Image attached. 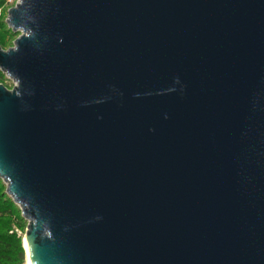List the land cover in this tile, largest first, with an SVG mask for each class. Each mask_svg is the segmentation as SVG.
Here are the masks:
<instances>
[{"label": "water", "instance_id": "obj_1", "mask_svg": "<svg viewBox=\"0 0 264 264\" xmlns=\"http://www.w3.org/2000/svg\"><path fill=\"white\" fill-rule=\"evenodd\" d=\"M6 23L30 264H264V0H19Z\"/></svg>", "mask_w": 264, "mask_h": 264}, {"label": "trees", "instance_id": "obj_2", "mask_svg": "<svg viewBox=\"0 0 264 264\" xmlns=\"http://www.w3.org/2000/svg\"><path fill=\"white\" fill-rule=\"evenodd\" d=\"M5 3L4 0H0V6ZM7 30L12 31L10 28ZM11 33V32H10ZM3 40L0 37V46L2 47ZM3 74L0 72V78H2ZM0 180V184H1ZM6 186L4 187V190ZM17 205L13 203L8 195L5 193H0V264H21L24 259L23 250L21 248L19 240H16L12 236H6L1 232V229H5L7 226V221H12L14 219H19V221L25 224L23 217L20 216V209L19 214L15 218V213L17 212L16 208Z\"/></svg>", "mask_w": 264, "mask_h": 264}, {"label": "rangeland", "instance_id": "obj_3", "mask_svg": "<svg viewBox=\"0 0 264 264\" xmlns=\"http://www.w3.org/2000/svg\"><path fill=\"white\" fill-rule=\"evenodd\" d=\"M13 5H14V2L13 3L5 2L2 6H0V37L3 40V45H2V47L1 46L0 47L3 50H7V49L13 47V42L17 38V36L19 35V33H13L12 31L7 30V28H9L7 26V23H6V20L8 17V10L10 8H12ZM0 72L3 74L2 78H0V84L4 85L7 89H11L13 87V81L8 76H6V74H4L2 71H0ZM1 182L2 183L0 184V193L1 194L5 193L6 195H8L6 193V189L4 190V187L6 186L5 183L2 180H1ZM10 199H11V197H10ZM17 207L19 208V206H17ZM17 207H15L17 210V212L15 213V218L19 214V209H17ZM20 216L22 217L21 211H20ZM26 225H27L26 221H25V224L24 223L21 224V222L19 221V219L17 217V219H14V220L9 221V222L7 221V226L5 227V229H1V232L3 234H5L6 236H12L16 240H19L21 248L23 250V254H24V259L21 262V264H27L26 251H25L24 241H23Z\"/></svg>", "mask_w": 264, "mask_h": 264}, {"label": "built area", "instance_id": "obj_4", "mask_svg": "<svg viewBox=\"0 0 264 264\" xmlns=\"http://www.w3.org/2000/svg\"><path fill=\"white\" fill-rule=\"evenodd\" d=\"M5 2H10V3H13L14 2V5L16 4V3H18L19 2V0H4ZM13 5V6H14ZM14 82H13V86H14Z\"/></svg>", "mask_w": 264, "mask_h": 264}, {"label": "bare ground", "instance_id": "obj_5", "mask_svg": "<svg viewBox=\"0 0 264 264\" xmlns=\"http://www.w3.org/2000/svg\"><path fill=\"white\" fill-rule=\"evenodd\" d=\"M24 247H25V249H26L25 242H24ZM26 258H27V257H26ZM27 264H30L28 258H27Z\"/></svg>", "mask_w": 264, "mask_h": 264}]
</instances>
